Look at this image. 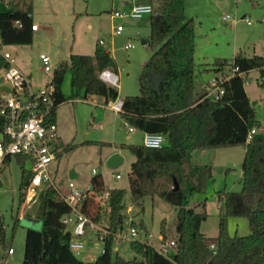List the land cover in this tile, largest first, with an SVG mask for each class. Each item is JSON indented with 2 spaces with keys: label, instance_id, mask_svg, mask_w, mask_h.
I'll list each match as a JSON object with an SVG mask.
<instances>
[{
  "label": "trees",
  "instance_id": "obj_1",
  "mask_svg": "<svg viewBox=\"0 0 264 264\" xmlns=\"http://www.w3.org/2000/svg\"><path fill=\"white\" fill-rule=\"evenodd\" d=\"M149 14L150 35L147 44L152 52L139 74V94L126 95L119 112L125 125L140 132L162 133L166 143L160 148L141 144H122L135 160L131 164L129 190L134 204L142 206L146 197L159 196L176 208V238L174 250L168 256L160 254L152 245L134 240L130 246L136 253L125 259L113 249V237H106L105 251L93 261H83L69 247L71 235L61 221L70 211L60 192L47 185L43 196L41 229H29L25 239L22 264H264V132L247 140L253 127L260 126L255 110L245 92V74L259 71L264 86V57L241 52L226 59H215L210 70L218 73L236 66L244 75L231 76L223 83L224 93L218 100L196 92V64L194 62L195 22L184 14V0H152ZM18 21L20 25H16ZM32 5L26 0H0V41L3 45L22 46L33 40ZM9 64L0 56V68ZM116 69L111 53L96 43L92 55H69L53 69V107L47 121H53L56 107L71 98L87 99L101 96L107 103L118 97L116 87L103 82L98 74L103 69ZM70 73L71 95L66 96L61 85ZM241 145L245 152L241 163V188L238 191H218V233L208 239L200 231L207 218L205 211L189 207L190 198L200 191L196 178L208 171L204 165L191 164L195 149L223 148ZM62 144L57 145V158ZM67 150L69 147H64ZM23 164V155H15ZM6 157L4 166L10 161ZM2 170V169H1ZM24 171V170H23ZM137 171L139 179H132ZM30 177V176H29ZM29 177L19 186L18 206L25 198ZM174 179L178 189L174 188ZM1 187V180H0ZM91 190L101 193L104 184L99 176L91 179ZM124 188L108 191L106 206L86 197L81 212L94 222L107 217V228L114 233L124 227ZM203 206L205 203H202ZM244 216L250 233L231 236L227 232V218ZM18 223L13 219L12 232ZM144 226V225H143ZM162 236L164 224L161 226ZM213 243L214 247L210 248ZM11 248L6 239L3 215L0 212V264L6 263Z\"/></svg>",
  "mask_w": 264,
  "mask_h": 264
},
{
  "label": "rangeland",
  "instance_id": "obj_2",
  "mask_svg": "<svg viewBox=\"0 0 264 264\" xmlns=\"http://www.w3.org/2000/svg\"><path fill=\"white\" fill-rule=\"evenodd\" d=\"M26 1L32 5L33 18L37 21L39 30L33 34L31 44H1L0 49L11 53L14 66L29 76L32 90L44 87L50 82L52 75V70H43L40 54L49 57L54 69L59 62L68 60L72 53L92 55L97 41L103 39L104 47L109 50L116 64L115 72L119 77L116 86L118 99L139 94V74L152 52L148 44L142 45V39H148L150 35L149 15H145L142 20L113 18L112 13L121 10L117 0ZM221 3L224 5H220ZM184 14L195 22L197 95L202 92L200 85L216 74L210 70L213 60L226 59L230 64L238 52L245 56L257 54L264 57V0H184ZM224 14L230 15L236 21L223 20L221 17ZM245 16L251 20L250 24L242 20ZM117 24L123 26L121 34L114 32ZM127 42L132 43L133 47L125 49L124 44ZM244 76L247 81L244 85L245 92L258 122L264 125V86L260 84L259 71L251 70ZM0 89H3L1 83ZM61 89L66 96L71 95L69 72L64 76ZM101 99V96L87 99L75 97L56 107L57 132L63 147L60 157L53 160L48 167L51 181L56 189L66 193L69 181L77 188L87 189L91 187L92 177L99 176L105 186L100 193L101 204L104 206L108 203L107 193L110 188H125L124 231H128L130 226L137 227V239H143L144 232H149L153 236V246L157 247L159 238H163V223L166 236L164 240L175 239L176 208L173 205L159 196L146 197L142 206L134 204L131 199L129 174L135 156L128 149L121 148L119 150L124 159L123 163L113 170L106 167L105 160L109 156L106 157V154L115 151V145L121 147L122 144H141L142 134L128 131L129 126ZM64 147L69 148L65 150ZM243 156L244 147L241 145L200 149L191 155V164L205 165L209 169L196 178L201 189L189 200V207L197 212L207 213L200 231L208 239L215 238L218 233L217 192L238 191L241 188ZM30 170L31 163L28 160L22 164L12 155L0 171V212L4 219L6 239L14 251L11 254L6 252V263L9 264H22L27 231H38L42 226L43 196L48 184L36 189L32 201H23L18 206L19 186L24 178L31 175ZM72 171L77 177H71ZM114 173H119L120 177L115 178ZM131 175L132 179H139L137 171ZM16 215L18 223L12 232ZM99 224L106 227L107 217L103 215ZM226 224L227 232L231 236L250 233L248 219L244 216H230ZM67 227L70 228L71 225ZM82 240L86 247L100 246L94 238L90 242L87 238ZM130 242L131 240L125 239L114 244L113 249L121 257L131 259L136 253ZM85 252L78 255V258H89L90 256H85Z\"/></svg>",
  "mask_w": 264,
  "mask_h": 264
},
{
  "label": "built area",
  "instance_id": "obj_3",
  "mask_svg": "<svg viewBox=\"0 0 264 264\" xmlns=\"http://www.w3.org/2000/svg\"><path fill=\"white\" fill-rule=\"evenodd\" d=\"M131 5L128 10H115L112 13L113 18L129 17L140 19L152 12V0H130ZM223 20L236 21L228 14L222 16ZM246 23L250 24L248 16L243 17ZM16 25H20L15 21ZM38 24L33 22L32 30H36ZM123 31L122 24H117L114 28L116 34ZM98 43L104 45V40L99 39ZM0 41V45H1ZM3 45V44H2ZM133 44L128 42L124 48H132ZM0 56L9 64L8 67L0 68V83L3 89H0V171L4 167L6 157L12 155H23L31 163V175L25 186L24 201H32L34 193L38 187L44 184L54 186L51 181L48 167L50 163L57 158V145H60V138L57 132V125L53 121H47L51 116L53 107V87L47 83L38 90H32L29 76L14 66V58L8 51L0 49ZM43 70L45 72L53 69L50 59L45 54H40ZM244 75L239 72L236 66H230L211 76L206 82L201 84L202 92L205 97L218 100L224 93L223 83L231 76ZM99 78L106 84L116 87L119 82L118 75L111 69H103L98 74ZM245 80V84H246ZM5 88V89H4ZM114 112H120L122 106L121 99L109 100L106 103ZM135 130L133 127L128 128ZM264 132V125L250 129L247 140L255 133ZM166 143L165 135L162 133L145 132L142 137V144L149 148H160ZM95 172V170H93ZM116 178L119 173H114ZM55 187V186H54ZM60 192V191H59ZM63 200L69 205L70 211L62 216L61 221L66 225H71L67 229L70 232L71 239L69 247L75 255H81L85 250L83 238H87L91 233L96 243H100L99 254L105 251V240L108 235L113 237L114 244L120 243L125 239L131 241L139 240L153 246V236L149 232H144L143 239H137L138 230L135 226H130L128 231L124 228L111 233L107 226L101 227L99 222L92 221L83 212L81 204L84 198L90 197L101 203L102 196L94 192L91 188L80 189L75 187L72 181L68 183V191L61 193ZM157 247L153 246L160 254L168 256L174 250L175 240H164L159 238ZM214 244H210L213 248ZM8 254L13 253V248L7 250Z\"/></svg>",
  "mask_w": 264,
  "mask_h": 264
},
{
  "label": "crops",
  "instance_id": "obj_4",
  "mask_svg": "<svg viewBox=\"0 0 264 264\" xmlns=\"http://www.w3.org/2000/svg\"><path fill=\"white\" fill-rule=\"evenodd\" d=\"M117 2H118V5L121 7V11H125V10H128L129 9V7H130V5H131V1L130 0H117ZM220 5H224V3H221ZM223 16V15H222ZM32 17H33V10H32ZM144 17H142V18H140L141 20L143 19ZM222 18V17H221ZM120 19V18H119ZM33 22H35V23H37V21L36 20H34V18H33ZM38 24V23H37ZM39 30V25H38V28L36 29V30H33V34L36 32V31H38ZM121 34V33H120ZM103 40V39H102ZM142 41H146L145 42V44L144 45H146L147 44V39H142ZM128 43V42H127ZM104 44H105V42H104ZM126 44V43H125ZM125 44H124V46H125ZM11 54V53H10ZM46 55V54H45ZM12 56V55H11ZM112 70V69H111ZM204 70V69H203ZM113 72H115V70H112ZM204 71H206V69L204 70ZM23 72V71H22ZM116 73V72H115ZM117 74V73H116ZM201 86V85H200ZM202 91V90H201ZM118 98V97H117ZM101 101L102 102H104L105 104H106V102H105V100H104V98L102 97V99H101ZM111 110V109H110ZM113 111V110H112ZM117 114H118V116H120V114L117 112ZM120 118H121V116H120ZM54 121H55V123H56V111H55V115H54ZM122 119V118H121ZM123 120V119H122ZM56 125H57V123H56ZM128 131H130L129 129H128ZM133 131H137V130H133ZM137 132H139L140 134H142V137H143V134H144V132H140V131H137ZM115 147V151L113 150V151H110V152H108L107 154H106V157L108 156V155H110L111 153H113V152H119L120 153V150L119 149H121L122 147H120V146H118V145H115L114 146ZM118 147V148H117ZM244 147V146H243ZM196 150H200V148L199 149H195V150H193V152L194 151H196ZM192 152V153H193ZM244 152H245V148H244ZM123 161H124V159H123ZM197 165V164H196ZM71 174H72V176H73V178L74 177H77V174L75 173V172H71ZM116 178V177H115ZM105 187V186H104ZM115 188H119V187H115ZM111 189V188H110ZM125 189V188H124ZM92 236V237H91ZM87 239L89 240V242L90 241H93L92 239H93V235L91 234V233H89L88 234V237H87ZM84 251H86L85 252V256L86 257H89V258H86L85 260H83V261H93L98 255H99V247L98 246H95L94 248H91V247H86L85 246V250ZM14 252V251H13Z\"/></svg>",
  "mask_w": 264,
  "mask_h": 264
},
{
  "label": "water",
  "instance_id": "obj_5",
  "mask_svg": "<svg viewBox=\"0 0 264 264\" xmlns=\"http://www.w3.org/2000/svg\"><path fill=\"white\" fill-rule=\"evenodd\" d=\"M145 42L146 41H142V45H144ZM122 163H123V156L119 152L111 153L105 160L106 167L108 169H111V170L116 169ZM71 177H73V176L71 175ZM174 188L178 189V183H177V181L175 179H174ZM104 194H106V192ZM5 264H9V263H5Z\"/></svg>",
  "mask_w": 264,
  "mask_h": 264
}]
</instances>
